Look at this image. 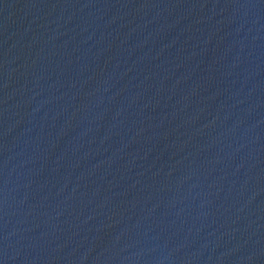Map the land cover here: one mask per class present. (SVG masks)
<instances>
[{"label":"water","instance_id":"1","mask_svg":"<svg viewBox=\"0 0 264 264\" xmlns=\"http://www.w3.org/2000/svg\"><path fill=\"white\" fill-rule=\"evenodd\" d=\"M0 264H264V0H0Z\"/></svg>","mask_w":264,"mask_h":264}]
</instances>
